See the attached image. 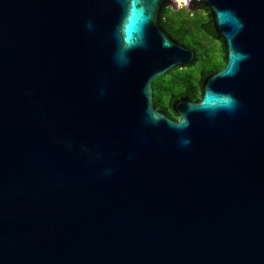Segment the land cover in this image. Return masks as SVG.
<instances>
[{
    "label": "water",
    "instance_id": "95a60500",
    "mask_svg": "<svg viewBox=\"0 0 264 264\" xmlns=\"http://www.w3.org/2000/svg\"><path fill=\"white\" fill-rule=\"evenodd\" d=\"M183 1L223 65L173 119L170 0H0V264H264V0Z\"/></svg>",
    "mask_w": 264,
    "mask_h": 264
},
{
    "label": "trees",
    "instance_id": "16d2710c",
    "mask_svg": "<svg viewBox=\"0 0 264 264\" xmlns=\"http://www.w3.org/2000/svg\"><path fill=\"white\" fill-rule=\"evenodd\" d=\"M197 10L199 13H203V16H200L201 22L198 25H194V27L184 26L183 23L178 22L175 17H171L175 19L173 20L175 26L169 25L164 19L160 20V26L165 33L176 42L192 49L196 57L195 62L191 66L182 68V71L179 68H175L167 75L155 78L151 82L152 98L156 109L163 111L168 117L173 119L176 117L170 109V104L181 96L188 97L190 100H196L199 95L198 86L200 85V80L209 73L219 70L223 65V49L221 42L215 38L207 15V10L201 7H198ZM189 16L193 18L194 14L190 12ZM214 42H217L219 46L218 55H221V57L218 59L215 57L217 55L213 47ZM193 46L197 48H193ZM208 51L211 53L210 55H208ZM200 60L202 61V65L198 71V79H196L195 82L190 79L187 73L178 76V72H183L184 69L191 68Z\"/></svg>",
    "mask_w": 264,
    "mask_h": 264
},
{
    "label": "rangeland",
    "instance_id": "374dc122",
    "mask_svg": "<svg viewBox=\"0 0 264 264\" xmlns=\"http://www.w3.org/2000/svg\"><path fill=\"white\" fill-rule=\"evenodd\" d=\"M194 14L193 18L189 16L190 12L186 11L184 8L180 11H167V14L170 15V17H175V19L178 21V22H182L184 26H187V27H194V25H198L200 22H201V18L200 16H203V13H199V11H194L192 12ZM192 18V19H191ZM172 20H175L174 18H171ZM176 21V22H177ZM198 35V33H197ZM213 47H214V50H215V53L217 56H215L217 59L221 57V55L219 56L218 53H219V46H218V43L217 42H214L213 43ZM193 48H197L195 46H193ZM208 55H210L211 53L208 51L207 52ZM202 65V61H198L196 64H194L191 68L189 69H184L183 72H178V76H182L183 74H186L190 77L191 80H193V82L196 81L197 78V75H198V71L200 69ZM181 71L183 70L182 68H179ZM168 77V76H167ZM175 79V78H173ZM170 84H172L171 82H169ZM167 84V83H165ZM163 101V100H162Z\"/></svg>",
    "mask_w": 264,
    "mask_h": 264
},
{
    "label": "flooded vegetation",
    "instance_id": "af4514ba",
    "mask_svg": "<svg viewBox=\"0 0 264 264\" xmlns=\"http://www.w3.org/2000/svg\"><path fill=\"white\" fill-rule=\"evenodd\" d=\"M172 8H164L162 11H161V13H160V20L162 19H164V20H166L167 21V23L169 24V25H171V26H175V22L171 19V17H170V15L169 14H167V11L169 10V11H180V10H182V9H176L175 8V6L174 5H172L171 6ZM185 9V8H184ZM198 11V10H197ZM196 11V12H197ZM198 94L200 95V85L198 86ZM199 95H198V98L197 99H199ZM196 99V100H197ZM159 111H161V110H159Z\"/></svg>",
    "mask_w": 264,
    "mask_h": 264
},
{
    "label": "built area",
    "instance_id": "2783aa9c",
    "mask_svg": "<svg viewBox=\"0 0 264 264\" xmlns=\"http://www.w3.org/2000/svg\"><path fill=\"white\" fill-rule=\"evenodd\" d=\"M172 4L175 6L176 9L184 8V1L183 0H170Z\"/></svg>",
    "mask_w": 264,
    "mask_h": 264
}]
</instances>
